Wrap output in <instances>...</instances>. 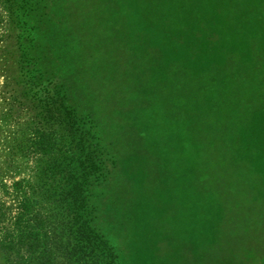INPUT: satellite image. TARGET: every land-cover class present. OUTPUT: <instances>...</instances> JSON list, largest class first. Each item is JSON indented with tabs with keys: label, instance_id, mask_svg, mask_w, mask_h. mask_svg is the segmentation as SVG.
<instances>
[{
	"label": "rangeland",
	"instance_id": "1",
	"mask_svg": "<svg viewBox=\"0 0 264 264\" xmlns=\"http://www.w3.org/2000/svg\"><path fill=\"white\" fill-rule=\"evenodd\" d=\"M88 5L83 26L95 36L85 31L74 50L88 54L76 65L77 99L115 158L96 223L120 263L264 264V0ZM9 24L0 0V51ZM4 84L0 73V113ZM4 124L0 237L17 211L12 183L24 176L2 165L15 130Z\"/></svg>",
	"mask_w": 264,
	"mask_h": 264
},
{
	"label": "trees",
	"instance_id": "2",
	"mask_svg": "<svg viewBox=\"0 0 264 264\" xmlns=\"http://www.w3.org/2000/svg\"><path fill=\"white\" fill-rule=\"evenodd\" d=\"M186 1L160 0L176 3V10ZM2 2L10 24L0 51L7 93L0 120L7 131L15 125L3 142L2 165L24 176L12 183L18 205L0 237V264H121L96 223L97 194L115 158L102 143L93 114L77 99L76 65L88 54H73L75 48L81 51L85 31L94 33L83 26L92 3ZM30 160L36 163L31 172L20 166ZM40 206L49 213L46 219ZM3 216L0 205V223Z\"/></svg>",
	"mask_w": 264,
	"mask_h": 264
}]
</instances>
